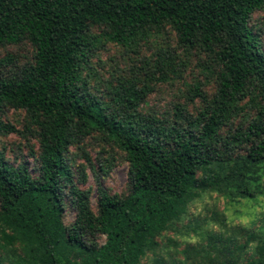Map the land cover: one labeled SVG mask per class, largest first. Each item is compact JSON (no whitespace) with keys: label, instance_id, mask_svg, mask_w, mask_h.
Here are the masks:
<instances>
[{"label":"trees","instance_id":"1","mask_svg":"<svg viewBox=\"0 0 264 264\" xmlns=\"http://www.w3.org/2000/svg\"><path fill=\"white\" fill-rule=\"evenodd\" d=\"M178 1L181 15L170 14L169 0H0V44L29 38L36 48L35 62L18 76H0V132L15 131L1 119L13 108L28 113L40 137L37 177L0 151V242L3 249L23 244L15 264H141L206 192L263 193L264 49L249 23L264 0ZM170 22L182 43L202 48L218 69L217 94L197 117L181 106L172 123L144 116L139 109L153 88L135 81L120 83L110 101L92 91L85 72L94 51L114 43L136 53ZM156 69L169 81L177 73L172 54L159 55ZM196 97L205 99L199 88ZM247 109L256 117L224 135ZM95 132L125 153L132 188L125 198L101 188L98 213L89 191L75 185L67 157ZM67 196L77 209L70 227ZM248 235L242 245L203 233L207 244L186 253L211 264H264V236Z\"/></svg>","mask_w":264,"mask_h":264},{"label":"rangeland","instance_id":"2","mask_svg":"<svg viewBox=\"0 0 264 264\" xmlns=\"http://www.w3.org/2000/svg\"><path fill=\"white\" fill-rule=\"evenodd\" d=\"M183 8L178 0H169L170 14L181 15ZM249 25L264 49V9L252 14ZM92 32L100 34L103 28L94 26ZM164 52L172 54L177 69L176 74H170L171 79L167 82L159 80L160 73L156 69L158 56ZM35 55L36 48L29 38L17 44H0V76H18L25 67L35 62ZM85 76L92 91L106 101L112 99L113 90L125 81H135L140 86L153 88L142 103L140 113L171 123L179 106L186 109L188 116L197 117L215 97L219 87L218 69L214 67L213 58L202 48H192L182 43L176 26L171 22L161 30L153 31L150 39L136 53L114 43L100 47L91 54ZM197 88L205 95V99H193ZM256 115L255 111L247 109L245 115L234 119L230 126L224 128L223 134L235 133L239 127L247 126ZM1 119L15 131L0 132V151L11 164L25 166L37 177L40 168L38 127L32 124L24 110L5 108ZM67 157L72 166L74 183L81 190L89 191L95 213H98L101 188L122 198L132 193L130 165L125 153L105 140L101 133L95 132L72 145ZM261 192L256 198H236L232 194L225 196L218 192H206L189 205L184 217L156 239L159 246L148 251L141 264H211L209 260L201 262L199 258L193 257L195 254L189 257L186 253L189 248L200 249L207 244L201 238L203 233L232 237L242 245L249 241L248 232L264 236V186ZM76 216L77 209L72 198L67 196L65 225L70 227L74 224ZM105 241V237L100 239V243ZM3 244L1 240L0 260L4 264H15L20 256H24L21 242L4 249ZM247 250L249 256H254L256 244Z\"/></svg>","mask_w":264,"mask_h":264},{"label":"clouds","instance_id":"3","mask_svg":"<svg viewBox=\"0 0 264 264\" xmlns=\"http://www.w3.org/2000/svg\"><path fill=\"white\" fill-rule=\"evenodd\" d=\"M245 222L247 223V219L245 220Z\"/></svg>","mask_w":264,"mask_h":264}]
</instances>
